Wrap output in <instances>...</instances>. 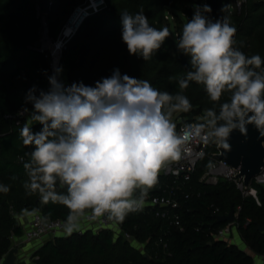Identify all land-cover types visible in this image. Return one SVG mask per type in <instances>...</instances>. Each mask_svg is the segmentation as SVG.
I'll use <instances>...</instances> for the list:
<instances>
[{"label": "clouds", "instance_id": "9594fccd", "mask_svg": "<svg viewBox=\"0 0 264 264\" xmlns=\"http://www.w3.org/2000/svg\"><path fill=\"white\" fill-rule=\"evenodd\" d=\"M231 7L224 4L223 15L213 19L208 4L196 5L183 24L175 43L189 67L177 79L175 93L119 68L94 85H66L62 67L48 76L47 90L33 85L27 91L25 105L32 108L18 113L26 117L19 137L31 149L27 160L20 158L27 177L23 187L28 195L38 194L43 205L68 209L67 233L79 230L85 220L121 223L142 210L160 173L181 160L193 140L230 150L234 130L246 135L253 125L264 136V58L237 46ZM120 15L129 54L144 61L173 35L167 26H152L143 8ZM192 83L203 86L214 106L178 128L174 115L193 108L184 94ZM9 191L0 183V193Z\"/></svg>", "mask_w": 264, "mask_h": 264}, {"label": "trees", "instance_id": "16d2710c", "mask_svg": "<svg viewBox=\"0 0 264 264\" xmlns=\"http://www.w3.org/2000/svg\"><path fill=\"white\" fill-rule=\"evenodd\" d=\"M85 0H51V9L45 19L50 37L54 40L62 31L74 8ZM107 8L94 13L83 23L67 44L60 66L68 80L83 81L94 85L102 77H108L119 68L121 73L146 79L161 90L172 93L179 91L177 79L189 67V58L179 53L175 39L170 36L164 46L150 61L130 55L122 40L120 12L136 13L141 8L152 26L171 29L170 15L174 18L186 16L191 19L200 0H106ZM213 0L207 4L209 14L216 19L223 13L220 9L224 0ZM226 14V13H225ZM237 28L236 40L247 55L260 54L264 58V2L249 0L242 14L231 15ZM42 19L37 0H0V183L8 185V193H0V261L12 248V240L23 235L17 226L18 216L25 211H39L45 217L64 220L68 209L60 204L43 205L38 194L28 195L23 187L27 178L23 167L26 148L19 137L20 125L16 119L6 115L16 114L25 105L27 91L36 85L47 90L48 76L52 75L50 60L33 47L42 35ZM177 31V36L180 34ZM172 32V31H171ZM169 77L176 79L170 80ZM193 105L189 113H177L190 122V117H199L203 109L213 107L203 86L192 83L184 93ZM226 99V97H225ZM218 107V106H216ZM25 119L22 120V124ZM192 121V120H191ZM39 130L40 125L33 126ZM211 144L208 157L198 166L192 180L184 188L193 196L182 199L181 216L184 232L174 227L162 226L161 219L150 209L129 213L120 227L138 242L146 244L144 253L123 236L115 238L111 231H90L58 236L43 244L34 257L37 264H254V257L235 244L213 238L209 230L220 226L215 208L229 212L230 205L241 206L239 234L256 255L264 253V185H254L257 198H242L241 193L229 182L221 181L216 186L200 182L211 162L209 156L216 152ZM15 177V179H13ZM163 182L158 178V184ZM200 226L201 231L196 228ZM163 231H162V229ZM164 244H157L160 236ZM146 256H149L147 259Z\"/></svg>", "mask_w": 264, "mask_h": 264}, {"label": "built area", "instance_id": "2783aa9c", "mask_svg": "<svg viewBox=\"0 0 264 264\" xmlns=\"http://www.w3.org/2000/svg\"><path fill=\"white\" fill-rule=\"evenodd\" d=\"M249 0H224L223 5L230 3L231 15L242 14L245 5ZM107 8L106 0H85L83 4L78 5L74 8L73 12L70 14L67 23L64 25L62 31L58 37L54 40L50 37L49 28L45 15L39 13L42 19V35L39 43L33 48L45 55L46 58L50 60L51 72L53 74L54 69L60 66V61L63 52L67 49V44L71 37L79 31L83 23L94 13L100 12ZM70 27V32L67 29ZM59 50L58 54H55V50ZM62 81L66 85L72 84L66 74L62 72ZM22 110V109H21ZM19 110L16 114L6 115V119H16L17 125L22 124V120L26 119L24 116L18 115L21 111ZM175 122L178 128L186 122L182 117H175ZM191 121V120H190ZM209 144H204L201 141L193 140L189 144L190 151L185 154L181 160L173 162L166 170H163L159 179L163 182L156 184L154 188L149 191L146 198L144 209H150L155 211L156 217L161 219L163 222L162 226L167 225L168 227H174L180 232L185 231L183 225V220L181 216L182 199L188 200L193 195L190 193H185L184 188L192 180L193 175L196 173L199 163L208 157ZM216 152L210 157L211 162L208 164V169L202 175L200 182L207 185L216 186L221 181H226L235 186V188L241 193L242 198L254 197L257 198V191L253 188V185L263 186L264 185V170L263 172L253 178L248 186L245 185L244 179L238 178V170L233 168L227 162L219 160L215 157ZM23 162V161H22ZM211 164V166H209ZM241 212V206L235 208L233 222H226L223 225L217 226L214 229H209L214 239L222 240L229 244H235L234 238L239 234V215ZM216 217L225 215L227 213H221L218 207L215 208ZM28 225L23 233V240L28 244L44 242L46 240H52L58 236H66L67 233L64 228V220L61 219H51L45 217L41 212L29 211L28 214ZM82 228L73 231L72 233H83L90 231L93 234H98V232L106 230L111 231L115 238L120 235L131 244H133L137 249L144 253L146 244L138 242L130 233L125 232L119 225V223L108 221L106 219L98 218L97 220H85L81 222ZM162 229V228H161ZM163 231V229H162ZM197 232L201 231V227L196 228ZM236 233V234H235ZM240 235V234H239ZM157 244H164V238L161 235L158 239ZM166 248L167 245L164 244ZM4 261L1 260L0 264ZM264 264V253L257 255L254 258V264Z\"/></svg>", "mask_w": 264, "mask_h": 264}, {"label": "water", "instance_id": "95a60500", "mask_svg": "<svg viewBox=\"0 0 264 264\" xmlns=\"http://www.w3.org/2000/svg\"><path fill=\"white\" fill-rule=\"evenodd\" d=\"M264 2V1H263ZM51 0H37L38 11L42 15H48L51 9ZM213 8L217 10L218 1L213 0ZM222 14H220V17ZM236 38V37H235ZM193 120V116L190 117ZM230 150H224L217 147L215 157L223 160L238 170V178L244 179L245 185L248 186L253 178L260 175L264 170V136H261L259 131L253 125L247 126V134L241 133L239 130H234L228 140ZM235 207L230 205L229 212L225 215L216 217L220 224L233 222ZM17 226H21V221L18 218ZM18 249L12 248L5 256L2 264H20L17 260ZM148 259L149 256H146Z\"/></svg>", "mask_w": 264, "mask_h": 264}, {"label": "crops", "instance_id": "0c3cea01", "mask_svg": "<svg viewBox=\"0 0 264 264\" xmlns=\"http://www.w3.org/2000/svg\"><path fill=\"white\" fill-rule=\"evenodd\" d=\"M28 214H29V212L25 211L18 216L20 221H21V227L23 228V233H24V230L27 228V225H28V223H27L28 217H29ZM80 228H82V225L80 226ZM22 236L21 237H15L12 240L13 241L12 242V245H13L12 248L18 249V254H17L18 260L17 261L20 264H37L35 262L36 258L34 257V253L36 252V250H38L43 244H45L49 240H46L42 243L37 242V243L28 244V243L24 242ZM234 243H235V245L240 247V249H243L242 248L243 240L239 234H237L235 236ZM248 254L252 255L256 259L257 255L255 253H248ZM257 264H260V262L257 261Z\"/></svg>", "mask_w": 264, "mask_h": 264}, {"label": "rangeland", "instance_id": "374dc122", "mask_svg": "<svg viewBox=\"0 0 264 264\" xmlns=\"http://www.w3.org/2000/svg\"><path fill=\"white\" fill-rule=\"evenodd\" d=\"M207 1L208 0H200V4L199 5H203V4H207ZM264 1V0H262ZM187 22V17L186 16H180L179 18H174L172 15H170V23H171V31L173 33V38L175 39L176 36H177V31L182 29V26L183 24ZM211 147V144L209 145ZM211 150V148H209ZM208 149V150H209ZM215 153V150L213 151V154ZM254 186V185H253ZM254 188V187H253ZM223 225V224H221ZM236 234V233H235ZM240 248V247H239ZM242 250H245V252H248V253H253L252 250L246 245V243L243 241V244H242Z\"/></svg>", "mask_w": 264, "mask_h": 264}, {"label": "bare ground", "instance_id": "6f19581e", "mask_svg": "<svg viewBox=\"0 0 264 264\" xmlns=\"http://www.w3.org/2000/svg\"><path fill=\"white\" fill-rule=\"evenodd\" d=\"M67 32L68 33L70 32V27L67 29ZM54 50L56 51L55 54H58L59 53V50H56L55 47H54Z\"/></svg>", "mask_w": 264, "mask_h": 264}]
</instances>
